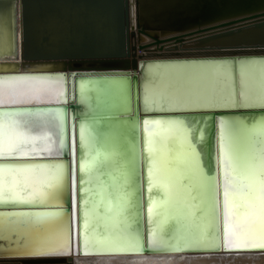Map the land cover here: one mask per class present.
<instances>
[{
    "label": "water",
    "instance_id": "1",
    "mask_svg": "<svg viewBox=\"0 0 264 264\" xmlns=\"http://www.w3.org/2000/svg\"><path fill=\"white\" fill-rule=\"evenodd\" d=\"M140 1L144 10L158 5L155 0ZM17 2L22 5L21 0ZM129 8V0H69L58 13L70 15L68 21L62 19L56 37L49 32L40 43V48L45 45L51 49L47 56L55 58L22 65L0 63V79L44 77L63 81L65 101L0 106V110L60 108L65 114L68 139L67 152L59 158L0 159L5 165L62 162L66 172L63 203L0 202V212L62 213L68 219L72 250L76 236L77 253L81 254L218 255L216 251L229 250L223 237L221 146L225 144L230 170L238 183L263 180L264 105L143 111L140 81L130 70L136 68V61L124 58L134 50L128 31ZM22 36L23 48L26 31ZM35 50L29 52L32 57ZM247 59L264 56L150 62L228 60L236 68L237 62ZM235 87L238 92L237 83ZM154 121L180 124L189 138L172 136L164 143L155 138L158 149L152 152L144 123ZM163 145L164 151H159ZM14 259L29 264L64 262L63 258L54 261L59 258L48 255L10 258Z\"/></svg>",
    "mask_w": 264,
    "mask_h": 264
},
{
    "label": "bare ground",
    "instance_id": "2",
    "mask_svg": "<svg viewBox=\"0 0 264 264\" xmlns=\"http://www.w3.org/2000/svg\"><path fill=\"white\" fill-rule=\"evenodd\" d=\"M17 1L0 0V63L22 65L55 58L54 55L47 56L51 49L45 45L40 48V43L49 32H54L50 35L56 37L58 33L55 30H58L62 19L68 21L66 17L69 19L70 15L58 13L69 0H21L22 5ZM155 2L158 4L155 8L144 10L140 8V0H129L131 20L128 31L134 50L124 58L129 62L136 61V68L130 70L140 81L143 111L264 105V59L241 60L236 63V68L228 60L150 62L234 55L264 56V24L240 33L197 41L264 22V0ZM259 8L263 12L257 15ZM253 13L256 15L250 16ZM25 31L26 43L22 48ZM33 48L37 50L32 57L29 52ZM42 51L45 53L38 56ZM145 61L147 63L143 67ZM63 92L64 84L60 79L2 78L0 106L57 103L65 101ZM65 125V114L60 108L0 110V159L63 156L67 152L68 140ZM181 128L182 125L177 123H144L150 142L148 148L153 152L160 139L164 143L172 136L189 138L188 131ZM160 149L164 151V145ZM221 165L223 237L229 250L216 251L218 255L193 257L190 252L81 254L77 253L76 236L72 250L68 219L62 213L21 210L0 212V258H8L0 259L4 260L0 264H29L23 259L10 258L39 255L59 258L54 261L64 259V262L52 264H264V179L238 183L232 176L225 144L221 146ZM65 181L62 162L0 164V202L62 204ZM75 212L74 208V219Z\"/></svg>",
    "mask_w": 264,
    "mask_h": 264
},
{
    "label": "rangeland",
    "instance_id": "3",
    "mask_svg": "<svg viewBox=\"0 0 264 264\" xmlns=\"http://www.w3.org/2000/svg\"><path fill=\"white\" fill-rule=\"evenodd\" d=\"M260 9H261V8H259V10H260ZM263 11H264V10H263ZM263 11H262V12H263ZM258 12H259V14L262 13L261 10H260V11H257V12H256L257 15H259ZM256 14L253 13V14H251L250 16H253V15H256Z\"/></svg>",
    "mask_w": 264,
    "mask_h": 264
},
{
    "label": "snow or ice",
    "instance_id": "4",
    "mask_svg": "<svg viewBox=\"0 0 264 264\" xmlns=\"http://www.w3.org/2000/svg\"><path fill=\"white\" fill-rule=\"evenodd\" d=\"M24 154H26V153H24Z\"/></svg>",
    "mask_w": 264,
    "mask_h": 264
}]
</instances>
